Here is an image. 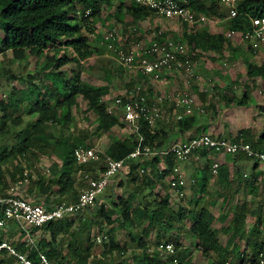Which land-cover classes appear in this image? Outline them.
<instances>
[{"label":"trees","instance_id":"trees-1","mask_svg":"<svg viewBox=\"0 0 264 264\" xmlns=\"http://www.w3.org/2000/svg\"><path fill=\"white\" fill-rule=\"evenodd\" d=\"M114 0H0V51H11L17 57H23L27 54L32 56H44L46 64L38 63L37 74L46 77L49 82H43L41 85L34 83V77H31V85L24 90L18 91L16 107L27 105L29 114H37L38 120L30 126H26L16 133L17 144L11 149L5 148L0 152V194H5L11 184L18 183V171L22 170L5 168L9 162L20 155H27L33 151V142L44 139L60 158L59 163L52 166L51 174L46 177L39 175L37 179L30 176L29 182L21 184L19 195L34 201L42 203L48 208L56 204V197H64L62 201L76 202L79 198L78 192L73 186V175L80 169L88 172L91 166H80L75 159V149L80 146H86L85 137H77L73 140L63 137H44L43 126L46 122H70L72 120L71 111L79 103V99L87 102L88 110L96 115L99 121V127L103 131H109L114 126L124 124L119 114L108 112V103L103 100L108 93L107 88L95 86L88 79H85L79 69L81 60L87 59L93 55L89 47V37L87 31L92 32L88 22L99 18L104 9H111ZM80 5V7H78ZM185 5L196 12H201L213 19H223L225 14L222 12L221 3L218 0H186ZM123 7H126L123 9ZM239 15L231 18L228 30L246 32L250 27V18L264 16V0H241L238 4ZM90 13L86 15V11ZM119 15L127 14L132 22L144 20L151 15V10L141 7L133 2L130 7L125 5L123 0L116 7ZM125 11V12H124ZM126 16V15H125ZM208 16V17H209ZM119 19V18H118ZM175 19V18H173ZM119 20H122L121 18ZM179 20V19H177ZM180 21V20H179ZM186 24V23H184ZM189 32L177 33L163 32V38H170L187 45L188 53L195 58L197 51H221L224 48L226 40L236 39L238 42L244 40V36L235 35L228 38L226 34L212 33L208 25L200 24ZM171 35L169 37V35ZM193 53H196L193 54ZM248 76L253 80L261 78L264 82V63L257 65L247 61ZM143 77H145L143 75ZM45 80V78H43ZM228 95L229 92L227 91ZM229 101L231 100L227 96ZM248 95L238 99V105H249ZM233 101L235 99L233 98ZM2 103V102H1ZM3 114L0 117V128L7 127L10 121L15 118L8 112V108L13 106L2 103ZM201 115L195 112L191 116H184L177 119L174 123H168L163 126H156L150 129L148 123L144 120L141 127V135L132 133L124 139L117 140L111 144L105 151L104 156H110L116 160L125 159L126 163L121 170L123 174L135 175L136 169H146L142 174L143 183L151 187L161 186L164 194L157 193L161 198H155L154 202L158 204L157 208L151 209L149 204L143 199L128 201L122 197H116L113 192L110 194L99 195L95 205L89 207L84 212H80L77 217L63 218L52 221L42 227L34 230H42V237L37 249L29 250L27 244L17 245V249L28 252L30 257L36 258L38 252H43L52 264H65L67 257L64 255V247L68 250L73 249V244L66 241L61 233H66L72 229L78 222V240L81 246L85 247L87 253L74 251L72 259H77L76 264H87L83 259L90 255L92 247L95 245L91 241L94 220L92 215L99 214L109 224L120 221L133 225H149L159 228L165 235L158 241L160 243L166 237L176 222L190 220L189 232L196 240L195 246L203 257H215L213 264H244L246 260L255 262L258 255L264 252V238L261 239V209L253 210L251 203H243L240 206H231V197L225 198L221 208L215 212L218 200L211 198L208 204L199 208L189 210L186 215L183 209L174 212L170 206L169 184L165 179L173 174L176 160L173 156L165 158L155 157L152 159L128 158L132 152L138 148L151 146L152 148H163L170 144L172 133H181L185 135L198 128L201 122ZM20 120V118H19ZM143 136L144 139L141 138ZM243 140L250 143L254 149L264 151V134L254 142L247 135H243ZM240 138L234 139L239 140ZM209 152L202 150L194 154L193 157L204 159L205 165L198 173L200 191L206 192V185L210 175H212L213 161L208 158ZM103 156V157H104ZM243 160L244 155H238ZM249 159V158H248ZM154 176L150 174L152 169ZM151 169V170H150ZM234 172V173H233ZM120 174V173H119ZM118 174V175H119ZM236 178H233L234 175ZM117 175V176H118ZM116 176V177H117ZM252 181L244 178L240 168L231 170L227 165H221L218 172L219 185H228L231 181H237L240 185L245 183L250 185L252 190L257 189V178L252 175ZM136 182V178H132ZM135 186V183H132ZM20 186V187H21ZM133 186V188H134ZM107 189V188H106ZM145 191L138 185L133 189L132 196H141ZM18 194V192H16ZM104 194V195H103ZM209 197V196H208ZM117 200H119L117 202ZM121 205V208H120ZM121 213L122 218H111L114 213ZM87 213V214H85ZM249 216L256 217L252 228L246 230ZM2 215L0 214V218ZM222 224V231L228 234V241L223 244L219 239V229L215 226L216 222ZM98 226H102V221L98 220ZM146 231V228L144 229ZM85 233V237H84ZM107 238L102 242L104 247V257L100 258L96 264H127L126 260L120 257V243L116 240L114 230L106 231ZM61 237V238H60ZM3 240L0 230V242ZM108 240V241H107ZM243 240L246 248H251V253L246 255L237 253L236 241ZM172 241V240H169ZM96 242V240H95ZM97 243V242H96ZM144 239L139 240V244L144 248L142 264H168L169 257H164L159 251L155 250L149 253ZM157 243V244H158ZM178 250V257L182 263V254L179 253L180 244H175ZM113 253H117L121 260L116 261L112 258ZM3 258L0 264H12L13 259L6 252L2 253ZM57 262L55 259H59ZM55 261V262H54ZM69 264V263H68Z\"/></svg>","mask_w":264,"mask_h":264},{"label":"rangeland","instance_id":"rangeland-1","mask_svg":"<svg viewBox=\"0 0 264 264\" xmlns=\"http://www.w3.org/2000/svg\"><path fill=\"white\" fill-rule=\"evenodd\" d=\"M123 1L127 7H130L134 2L133 0ZM119 3L120 0H114L111 9H104L99 18L88 22L89 26L93 29L92 32L87 31L89 47L93 55L81 60L79 64V69L85 79L90 80L95 86L107 88L108 93L103 98L105 102L113 103L116 97L128 93L136 85H142L144 92L150 95L151 100L165 94L176 95L178 92H184L194 97L198 107L205 110L204 113L200 114V109L197 106L195 107V112L201 115V122L198 128L191 133V136L209 133L222 138L243 139V135L245 134L256 142L261 134H264V82L261 78L253 80L247 74V61H251L257 65L264 63V43L254 46L248 40L238 42L234 38L228 39L224 42V48L221 51L202 52L199 50L197 51V55L193 53L196 55L195 60L197 61L193 77L188 78L179 72H174L170 80L168 78L167 80L153 81L150 78L143 77L135 69H126L121 66L117 53L108 47L105 36L112 29H115L118 37L115 47L131 51L148 44L159 31L171 33L189 32L197 26H189L177 19L161 17L153 11H151V15L146 19L134 23L123 11L121 15L118 14L120 12H117L116 7ZM125 8L123 7V9ZM222 12L225 14V20L217 22L208 15L212 21L207 22L205 25H210L212 28H215L217 33L224 36L229 29L231 20L228 16L227 7L225 10L222 9ZM46 62L43 55L37 57L27 54L23 57H17L11 51H0V117L3 114L1 104L4 103L13 104L11 108H8V112L15 118L8 123L6 128H0V152L5 148L11 149L15 146L18 142L16 133L29 124L30 126L33 125L38 120L37 114L28 113L26 104L20 107H16L15 104L19 96L18 91L27 89L31 85V77H34V83L40 85L43 82H49L46 77L37 74L36 65L38 63L45 65ZM227 91L229 92L228 95L226 94ZM245 95H248L247 100L250 102L249 105H238V99ZM227 96L231 99L230 101ZM233 98L235 101H233ZM177 113L178 111L171 102H164L162 118L158 121L157 126L161 127L168 123H174L177 120ZM71 114L72 120L67 123L46 122L40 127H44L43 136L50 137L52 135L71 140L77 137H85L88 148L100 152L101 158H103L105 151L111 144L132 134V129L124 121V124L120 123V125L114 126L109 131L101 130L95 113L88 110L87 102L82 99H79L78 105L73 107ZM119 116L121 118L120 113ZM186 139L174 138L176 141ZM208 158L213 163L219 162L220 166H229L231 170L240 168L244 178L250 182L253 179L252 175L255 174L257 189L251 192L252 188L250 185H246L245 183L240 185L237 181H231L228 185H219L218 174L214 175L212 173L206 185V192L203 194L200 191L198 173L203 169L205 160L191 156L184 162H176L186 185L184 196L176 195L169 187L171 209L174 212L183 209L185 214L188 215L189 210L199 209L207 205L208 201L213 197L218 200L215 212H218L217 214L220 215L218 210L225 201V198L230 196L231 206L233 207L247 202L252 204L253 210L261 209L260 236L263 239L264 163L248 158L240 160L238 156H219L214 153H210ZM60 161L52 145L40 138L33 142V151L31 153L25 156H18L5 165V168L9 167L13 170L18 168L22 170L23 173L18 171L17 176L19 180L23 181L28 177L27 182H29L30 176L32 179H37L39 175L48 177L51 174L52 166ZM86 166H91L88 172L80 169L73 175V186L78 194L87 186L88 179L84 176L89 174L91 177H97L99 175L97 168L103 169L105 162L102 159L98 163L92 162ZM141 170V168L136 169L135 175L120 172L117 177L111 180L104 194L113 192L116 197H122L129 202L134 199V204L137 203V199L141 198L145 203L149 204L151 209L157 208L158 204L154 200L155 198H161L157 193L164 194L163 189H161V186L151 187V185L144 184V176L142 175L144 173ZM150 174L153 177L155 171L152 169ZM133 177L136 178V182H132ZM233 178H236V176L234 175ZM132 183H135V186L140 185L143 187L145 191L141 193V196H132L133 189L135 188ZM165 183L169 184V177L165 179ZM20 186L19 181L16 185L11 184L7 193L18 192L19 195V190L22 188ZM64 199V197L58 196L55 202L58 203ZM111 216L114 219L122 218L120 212L114 213ZM92 217L95 224L92 229L91 241L95 245L89 252L90 255L83 259V263L86 260L87 264H96L100 258L104 257V243H96L95 237L98 234H106L107 230H114L115 238L121 246V252H124L123 255L120 253V257L124 258L127 264H142L141 259L143 258L144 248L139 244V240L144 239L143 244L148 248V252L153 253L156 250L158 241L165 235L159 228L147 224L138 225V222H136L133 225H124L120 221L109 224L97 213L93 214ZM98 220L102 221L101 227L96 223ZM255 221L256 217L249 216L245 229L252 228ZM77 224L66 233H61V237L63 236L66 241L68 240L73 244L72 250H68L66 246L64 247L63 252L67 257L64 260L65 264H76L77 259H72L74 251L78 250L87 253L85 247L81 246L80 241H82V238L78 240ZM189 226V219L176 222L174 227L166 233L164 240H172L175 244H180L179 253L183 255V264H213L215 257H203L196 248V240L191 236ZM215 226L219 229L220 241L226 243L228 241V234L222 231L221 222L217 221ZM145 228L146 231H144ZM0 230L3 235L2 241H9L15 246L25 242L24 235L16 223L8 222L5 226L0 227ZM32 234L38 245L42 237V230L32 229ZM236 246L237 251L234 257H236L237 253H243L244 251L246 255L251 253V248H246V243L243 240H237ZM120 257L117 253H113L112 255V258L116 261L121 260ZM2 258L3 256L0 254V259ZM58 260H61V258L55 259L56 262Z\"/></svg>","mask_w":264,"mask_h":264},{"label":"built area","instance_id":"built-area-1","mask_svg":"<svg viewBox=\"0 0 264 264\" xmlns=\"http://www.w3.org/2000/svg\"><path fill=\"white\" fill-rule=\"evenodd\" d=\"M133 1L161 17L179 19L189 26L206 24L212 21L206 14L196 12L186 6V0ZM219 1L227 7L230 19L239 15L238 4L240 0ZM89 13L90 10H87L86 15ZM235 35L244 36V40L252 42L254 46L264 43V16L251 17L250 27L244 33L235 30L226 32L228 38H232ZM105 40L108 47L117 53L121 66L126 69H135L153 81L165 80L166 78L163 75L165 71L171 73L179 72L188 78L193 77L195 74L197 61L188 53L187 45L170 38H163L162 31L156 33L148 44L131 51L115 47L116 40H118L115 29H112L105 36ZM165 95L151 100L150 95L144 92L142 85H136L128 93L116 97L113 103L107 102V109L111 114L120 113L121 120L132 129V133L141 135L140 130L144 120L148 123L151 130L157 126L158 121L162 118L164 102H171L178 111L176 119L193 115L195 107H198L194 97L190 94L178 92L176 95ZM199 109L200 114L205 112L204 108L200 107ZM141 138L144 139L143 136ZM202 150H207L209 154L214 153L226 157L244 155L250 160L264 163V151L254 149L250 143L243 139L222 138L209 133L191 136L186 140L173 141L163 148H152L151 146L138 148L128 158L137 159L142 157L152 159L155 157L165 158L173 156L177 163H181ZM74 156L80 166L88 165L92 162L98 163L102 159L105 162L103 169L97 168L99 171L97 177H91L89 174L84 176L88 179V183L81 191L76 202L60 201L48 208L42 203H35L14 192L0 194V214L2 215L0 227L5 226L8 222L16 223L24 235V241L29 250L37 249L38 246L33 237L32 229L63 218L77 217L80 212H84L89 207L94 206L97 197L106 190L111 180L121 172L126 163L125 159L116 160L110 156L101 158L100 152L85 146L76 148ZM219 168L220 163L214 162L212 166L214 175L218 174ZM141 171L145 173L146 169L142 168ZM27 181L28 177L19 182L20 184H25ZM185 185L181 170L176 164L173 174L169 177V186L176 195L184 196ZM106 238V235L98 234L95 240L102 243ZM156 250L162 256L169 257L171 264H181L177 254L178 250L173 241H161L157 244ZM3 252H6L13 259V264H52L43 252H38V256L32 258L28 252L18 250L17 246L9 241L0 242V254ZM244 264H264V252L258 255L255 262L246 260Z\"/></svg>","mask_w":264,"mask_h":264},{"label":"crops","instance_id":"crops-1","mask_svg":"<svg viewBox=\"0 0 264 264\" xmlns=\"http://www.w3.org/2000/svg\"><path fill=\"white\" fill-rule=\"evenodd\" d=\"M241 1V0H240ZM223 6V7H222ZM222 6H221V8L223 9V10H225L226 9V7L222 4ZM216 20V19H215ZM223 20H225L224 18L223 19H218V20H216L217 22H222ZM209 28H210V31L212 32V33H217L216 32V30H215V28H212L210 25H209ZM174 30H175V28H173ZM175 31H177V30H175ZM178 35L180 34V32H178L177 33ZM174 72H168V71H165L164 73H163V75H164V77L166 78L165 80H167L168 78H169V80H170V77L172 76V74H173ZM168 84V83H167ZM195 131V130H194ZM194 131H191V132H189V133H187V134H185V135H182L181 133H172L171 134V137H170V143L171 142H173V141H176V140H174V138H176V137H179L180 139H183V138H188V137H191V133L192 132H194ZM185 194V193H184ZM217 205H218V203H217ZM221 208V207H220ZM223 244H225V243H223Z\"/></svg>","mask_w":264,"mask_h":264}]
</instances>
